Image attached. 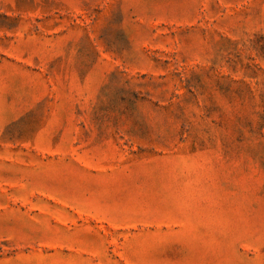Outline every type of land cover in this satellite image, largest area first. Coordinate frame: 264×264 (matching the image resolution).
<instances>
[{"label": "rangeland", "instance_id": "obj_1", "mask_svg": "<svg viewBox=\"0 0 264 264\" xmlns=\"http://www.w3.org/2000/svg\"><path fill=\"white\" fill-rule=\"evenodd\" d=\"M0 264H264V0H0Z\"/></svg>", "mask_w": 264, "mask_h": 264}]
</instances>
